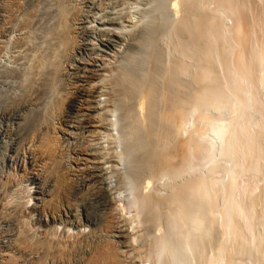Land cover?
I'll return each mask as SVG.
<instances>
[{
	"label": "rangeland",
	"instance_id": "1",
	"mask_svg": "<svg viewBox=\"0 0 264 264\" xmlns=\"http://www.w3.org/2000/svg\"><path fill=\"white\" fill-rule=\"evenodd\" d=\"M149 1L151 2V0H24V2L22 0H0V23L4 25L0 24V249L4 254V257L0 258V264H37L39 251L27 255L14 245V239L23 235L34 243L49 242L51 246H66L65 248L71 253L70 264H85L88 259L95 257V254L102 250H100L101 246L102 248L106 247V242L109 243L107 246L112 243L119 246L122 261L118 264H171V257H176L179 264H204L206 257L216 253L222 236L221 228L217 227L219 225L217 220L215 224L212 223L215 226L206 220L205 223L210 224H208V233L202 234L200 229L198 231L201 234L197 231L194 233V235L196 234L194 237L189 226L190 214L193 212L190 209L192 206L189 207L188 203L185 204L190 210L186 209L188 207L184 209V212L187 210L185 212L187 216H184L183 212L179 224H177L179 226L172 225L173 218H171L175 211L172 206L176 205L177 208V202L174 201L173 204L171 199L172 192L180 186L184 188V185L187 186L186 183L189 184L191 180L197 179L194 178L197 177L196 171L183 173L179 177L174 174L178 164L184 163L180 159L185 156L184 151L181 152V150H184L187 145L185 142L187 136L182 134L183 132L179 133L181 130L176 129L177 122L171 112L176 108V103H184L185 99L181 101L180 98L186 95L190 96L202 87V85L196 84L197 80L193 75H196L198 66L203 65L202 58L198 59L200 62L195 61L197 57H200V50L196 46L203 44L198 48L204 47L205 38L202 40L199 38L195 44L193 35L187 31V26L200 17H203L200 18L201 20L213 18L211 21L214 24L213 27L215 26V41L212 51L214 54L216 52V56L218 55L215 58L213 54L216 63L219 58L218 61L222 65L213 63L212 70L213 73H216L214 74V83H218L214 86L217 88L220 85L221 87V82L225 81V73L229 71L226 70L227 63L229 65L232 63L228 68L233 72L235 70H231V68L233 65V69H236V65L234 66L236 56H240L246 61L252 50L264 47V40H261L264 39V29H262L264 28V22H262L264 21L262 18L264 0H218L219 2L208 0V3H206L207 0H162V2L159 0L158 7L162 20L164 21L165 17L170 23L157 44L159 47H156L159 49V58L155 59L158 69L154 72L147 69L149 74L145 71L147 78L152 77L150 82L154 89L151 91V98L153 97L152 101H154L147 102L142 112L139 111L137 100L143 90L132 98L128 93L125 94L126 91L117 89L114 85V78L117 79L116 70L123 55L129 51L136 53L135 43L138 39L141 41L143 28L150 34L149 40L143 39V44H147L145 55L152 52L155 34L151 32L152 25L146 26V23L148 21L147 10L155 1L152 0L151 3ZM229 1L234 9L231 12L234 14L227 9L225 3H222ZM171 3H175L174 9ZM234 3L240 4L236 6ZM33 5L39 7H37V17H33L32 24L30 23L31 25L26 29L17 30L16 27L20 23L28 20V14ZM7 11H12L11 14L14 13V16L13 14L7 15ZM211 11L212 13H210ZM72 13L77 16H75V22L69 18ZM234 16L239 17L241 24L246 22L245 26H250V29L245 28L242 24L241 28H245L241 29V33H243L235 31L233 25H236L234 21H237L238 18L235 19ZM36 18L37 20L40 18V20L35 24ZM219 18L222 21L218 20ZM203 20L202 22H204ZM218 23L220 24L218 25ZM59 27L62 28L59 29ZM73 27L76 29L74 30ZM66 29L67 33H65ZM25 30L35 34L27 33L29 35L26 39L22 35ZM235 35L239 40L234 39ZM22 37L27 40L25 46L22 45ZM39 38H43L45 41ZM192 38L193 40H191ZM37 41L42 42L39 43L42 51L35 50L34 44L38 43ZM233 41L234 43L238 41L241 44L236 42L237 46H233ZM223 43L224 45H221ZM219 44L222 46L221 48ZM70 46L74 48L70 50ZM32 48H34L35 54ZM197 50L199 56L196 55ZM236 50L240 52L237 51L236 54ZM221 51L225 53L221 54ZM36 53L41 54L44 60L47 58L46 66L40 75L35 77L34 82H30L33 69L29 67L30 70L26 63L30 64L31 57L33 60ZM77 59H87L92 64L94 72L89 74H87L88 72H78L76 75V72H73L74 69L67 70L69 64L73 63L71 66L78 64ZM55 60H57V64ZM176 63H179V66L176 67ZM220 66L224 68L222 69ZM143 67L145 69V66ZM70 71L72 72L70 73ZM24 77H26V82L18 84ZM128 80L129 78H127V84H129ZM194 80L195 82H193ZM26 84L34 86V88L31 89ZM195 86L197 87L195 88ZM157 95L159 98L162 97L159 99ZM37 96L40 97V100L36 101ZM27 98L29 100L32 98L39 109L37 118H34V127L28 124L30 116L27 113L31 110L30 103L33 100L29 103ZM61 98L64 99L63 102L60 101ZM171 98L172 100H170ZM58 99L60 100L57 101ZM261 99L264 100L262 96H260ZM259 101L257 102L261 103ZM261 105L263 104L261 103ZM261 105H258L259 109H262ZM167 111L168 113H166ZM167 115L170 116L167 117ZM163 116L164 118H162ZM141 117L144 118L141 119ZM90 120L96 125L94 136L81 133L84 125ZM169 122L174 126L172 127ZM173 129L174 132L176 130L178 132L173 133ZM53 135H58L56 136V146L54 144L53 148L49 149V153L45 154V158L43 157L44 160L40 159L36 168L30 172L31 164L40 158L38 157L41 155L40 152L47 145L46 142L54 137ZM183 138L184 140H182ZM179 139H181V143ZM150 141L154 142L151 147L149 146ZM178 143L185 145L179 146ZM188 146L186 148H189ZM78 150L83 151L85 153L83 156L89 160L85 164L80 162L78 164L80 169L75 170L77 165L73 162V158ZM163 158L164 160H162ZM160 161L163 166L159 164ZM65 170L68 171L65 172ZM59 181L66 189L70 186L69 190L74 192L70 209L67 207L62 188L58 186ZM261 184V181L240 180L239 183H236V188L240 193L238 196H242L246 192L253 195L258 192L256 194L258 195ZM185 191L188 192L185 193ZM185 191L182 192L186 195L181 192L182 195H188V198L181 195V200L183 199L184 203L188 201L190 192L187 189ZM132 199H142L143 208L141 211L132 207ZM219 201L218 205L221 203V200ZM110 205L114 216L113 227L115 228L106 229L104 223H106L105 219ZM171 208H174L173 213ZM52 210L56 212H53L56 214V220H51L48 216V212ZM91 211L93 212L91 213ZM176 235H180L178 236L180 239L186 238V251L177 247L178 237ZM161 240L167 244L168 252L164 259L159 260L156 248L162 242ZM190 243L192 246L189 245ZM43 261V264H62L59 260L53 261L52 256H48Z\"/></svg>",
	"mask_w": 264,
	"mask_h": 264
},
{
	"label": "bare ground",
	"instance_id": "2",
	"mask_svg": "<svg viewBox=\"0 0 264 264\" xmlns=\"http://www.w3.org/2000/svg\"><path fill=\"white\" fill-rule=\"evenodd\" d=\"M22 1L24 2V0H22ZM153 1H155V3ZM153 1L151 0V2H153V4L147 10L148 21L146 23V26L147 25L148 26L152 25L151 26V28H152L151 32L153 34H155V37L153 38V47H152V50H151L152 52L150 54H148L147 56L145 55L147 44H143V39L144 40H149L150 34L147 33V31H145V29L143 28V34L141 35V41H140V39H138L137 43H135V45H136L135 46L136 53L137 52L138 53L136 54L135 51H131V52L129 51V53L123 55L122 59L119 62V65L117 66L118 68L116 70L117 71V75L120 76V77L117 76V79L113 77L114 80H115L114 85L117 87V89H119L121 91H126L125 94L128 93V95L131 96L132 98L134 97V95H136L139 92L141 93V91L143 90V92L138 97L139 99L137 100L138 101L139 111L143 110L144 105L146 106L147 102L148 103L149 102L152 103L154 101V100L152 101L153 97L151 98V96H152V92L151 91H152V89H154V86L150 82V79L152 77L151 78H149V77L147 78V76H146L147 73L145 71H147V69H151L154 72V70L156 71L158 69V65H157L155 59L157 57L159 58V52H158L159 49L156 48V47H159V46H157V44L159 43L161 37L163 36L164 30L168 27V25L170 23L169 20H167L165 17H164V21L162 20V17H161V15L159 13V7H158V4H159L158 1L159 0H153ZM225 1H228V0H225ZM230 1L229 2H222V3L223 4L225 3L227 9L230 10V12L231 11L233 12L234 9L232 7V4H230ZM161 2H162V0H161ZM206 3H208V0H207ZM48 4H49V2H48ZM234 4L237 6L238 3L237 4L234 3ZM40 5H41V2H40ZM195 5H197V4H195ZM202 5H203V3H202ZM16 6H17V4H16ZM171 6L173 7V9L176 7L175 3H171ZM37 7L38 6H36V5H33V8L31 7L32 8L31 12L29 11L30 13L29 14L27 13L29 15L28 16L29 17L28 20L25 21V22L20 23L16 27L17 30L20 31V30H23L24 28L26 29V27H28L29 25L32 24L31 21H32L33 17H37L36 14H38L37 13L38 12ZM46 7H48V6H46ZM222 7L224 8V6H222ZM21 8H22V6H21ZM223 8H222V10H223ZM243 8H244V6H243ZM17 9H19V8L17 7ZM63 10H65V9H63ZM7 12H8L7 15H12L13 14V16H14V13L11 14L12 11L11 12L7 11ZM7 12H5V13H7ZM40 12H41V9H40ZM20 13H21V11H20ZM197 13H198V11H197ZM210 13H212V11ZM200 14H201V12H200ZM225 14H226V12H225ZM232 14H234V13H232ZM24 15H25V13H24ZM75 16L76 15H74L72 13V15L70 14L69 18L72 19V21H74L76 19ZM202 16H203V14H202ZM242 16H243V14H242ZM8 17H11V16H8ZM199 17H200V15H199ZM209 17H211V16H209ZM236 17H235V19H236ZM200 18H203V17H200ZM200 18L197 19V20H193V22L191 21L192 24L187 26L188 30L187 29L186 30L189 31L191 33V35H193L192 36L194 38L193 42L195 44H197L196 40H198L199 38H201L200 40H202V38L203 39L205 38V46L204 47L202 46L201 49L198 48L199 45H203V44H198L196 46V48L198 50H200L199 51L200 53L198 52V50L196 51V53H197L196 55H198V53H199L200 57H197V60H195V61L197 62L198 59L200 60V58H202L203 60L201 59V61H203L202 62L203 65H201V67L198 66V68H197L198 70H196V75L195 74L193 75V76H195L194 79L197 80L196 84H198V85L200 84V86L202 85V87H201V89H199L200 87L197 88V89H199V91L196 90L197 91L196 93H194L195 92L194 91L193 94H190V96L186 95L187 96L186 97L184 95L185 97L180 98L181 101H183L185 99L183 101L184 103L183 104L182 103L180 104V102L176 103V105H177L176 108L175 109L172 108L173 112L170 111L171 113H173L172 116L175 119V122H177V125H176L177 128L176 129H179V131L181 130L179 133L183 132L182 134H186L187 139H185V142L187 143V145H189L188 146L189 148H186L187 145L185 146L186 150L185 149L181 150V152L184 151V155H185V156H182V157H184L183 159H180L178 156H176V157H178L181 160V162L183 160L184 163H180L179 162L182 165L178 164V167H180V168H178V167L175 168V173L174 174H175L176 177H179L183 173H192V172L196 171L197 172V177H194V178H197V179H193V181L191 180L189 182V184L186 183L187 186L184 185L185 187H187L186 189L190 191L189 192V199H187L188 201L185 202V203L182 201L183 199L181 200V195H182L181 192L182 191L184 192L186 190L185 187L183 188V186H182V188H181V186L179 185L180 186L179 188H177L176 190L173 189V190H175L174 192H172L173 190L171 191L172 192V196H171L172 198L171 199H172L173 204H174V201L177 202V208L175 207L176 205L174 206L171 203L173 205L172 207L175 208V211H174V208H171V209H173L172 213L174 211L173 217L170 216L171 218H173V224L172 223L171 224L172 225L179 224V221H180L181 215H183L184 209L186 207H188V206L189 207L192 206V208H190V209H192L193 212L190 214L191 216L189 215L191 217L190 221H189V223H190L189 226H190L191 232H193V233L190 232L191 234L194 235V233H196L200 229H201V233L203 232L202 234H207L208 231H209V225L210 224L211 225L215 224L216 220H217V222H219L218 223L219 225L216 224V225H218L217 227L221 228V231H220V229L218 230L216 228L218 231L221 232V235H222L221 236V240H220L221 243L219 244L216 241V243L219 244V245H217L215 243V245H217V251H215L216 253L212 254V255L210 254L211 255V256L209 255L210 257H206L204 264H264V184H262L260 186V190H259V194L258 195H256L258 192L255 195H253L251 193H244L245 195H242V198L244 196L245 200L247 198V202L246 203L238 199L237 192L235 191L236 190V183L240 182V178H239V175H240L239 168L240 167H246L247 168V167L251 166L255 170L258 169L257 170L258 173L261 176H264V108H263V105H264L263 101L264 100L263 101H262V99L260 100V96H262L264 98V47L263 48H258L257 47V49L252 50L248 60H246L245 59L246 56L243 55V56H245L244 59L246 61H244L243 58H241L240 56H236L237 57L236 58V63L234 64V66L236 65L235 66L236 69H233V65H232V68H231V70H235L233 72L230 71V69H229L231 67L230 65L232 63L230 65L228 63H227V65L224 64L225 66L229 67V68L227 67V69H226V70H229V71H227L228 73L226 72L227 74L225 73V75H226V76H224L225 81L224 82L220 81L222 83L221 87L219 85V87L216 88L214 85H217L218 83H214L215 82L214 74H216V73H213L212 65H213V63L217 64V65L220 63V65H222V63L218 61L219 58H217V63H216V60L214 59V55H215V58L218 57V55L216 56V52L214 54L213 51H212L214 49L213 44H214V41H215V34H214V32H215L214 27L215 26L213 27L214 24H212V21H211V20H213V18L211 20H209V18L207 20H205V19L203 20L202 19L204 22H202V20ZM221 18H222V16H221ZM237 18H238V19H236L237 21H234L236 23V25L234 24L236 27L233 25V27H234L233 29H235V31H237L238 33H241V31H242L241 29L242 28L245 27V28L248 29L250 27V26H248V27L245 26L246 22H244V24H243V22L241 21L242 24L244 25V27L241 28L242 24L239 21V17H237ZM262 18H264V15H263ZM262 18H259V19H262ZM38 19L40 20V18H38ZM41 19H43V18H41ZM39 20H37V18H36L35 24L38 23ZM215 20H217V19H215ZM218 20H221V19L219 18ZM262 22H264V21H262ZM62 23H63V21H62ZM260 23H261V21H260ZM72 24H73V22H72ZM219 24L220 23H218V25ZM2 25L3 24H1V26ZM61 26H62V24H61ZM74 26H76V25H74ZM143 26H145V25H143ZM258 26H259V24H258ZM260 27H261V25H260ZM13 28H14V26H13ZM61 28L59 27V29H61ZM73 28H74V30L76 29L75 27H73ZM262 29H264V28H262ZM70 31H71V29H70ZM2 32H4V31H2ZM8 32H9V30H8ZM30 32L25 30L23 32V34L22 33L21 34L27 39L28 38L27 36L29 35V34L27 35V33H30ZM41 32H42V30H41ZM67 32L68 31L66 29L65 33H67ZM39 33H40V31H39ZM246 33L249 34V32H246ZM256 33H257V31H256ZM216 34H217V32H216ZM235 34H236V32H235ZM250 34H252V33H250ZM48 35H50V34H48ZM238 36H239V34H238ZM24 37H22L23 38V43H22L23 46L26 45V41H27ZM51 37H52V35H51ZM234 37H235L234 39L239 40V38L238 39L236 38V35ZM260 37H261V35H260ZM193 38L191 40H193ZM39 39H41V38H39ZM220 39L221 38H219V40ZM261 40H264V39H261ZM219 42H221V41H219ZM236 42L240 43L238 41H236ZM39 43L41 44L42 42L39 41L38 43L35 42V44H34V48H35L36 51H38V50L42 51L43 50V49L40 50L41 46L39 45ZM199 43H200V41H199ZM228 43H229V41H228ZM235 43L233 41V44H234L233 46L236 45ZM258 43H260V42L258 41ZM50 44H51V42H50ZM245 44H246V42H245ZM245 44H243V45H245ZM6 45H7V43H6ZM43 45H44V43H43ZM221 45H224V43L221 44ZM221 45L219 44L220 48L222 47ZM27 46H28V44H27ZM32 46H33V44H32ZM30 47H31V45H30ZM34 48H32L33 52H34ZM71 48L73 49L74 47L70 46V50H72ZM246 48L248 49V47H246ZM227 50H226V52H227ZM243 50H244V48H243ZM216 51H218V50H216ZM223 51H224V48H223ZM223 51H221V54L225 53ZM237 51H239V50H236L235 53ZM245 51H247V50H245ZM194 52H195V50H194ZM194 52H193V54L195 55ZM247 52H249V51H247ZM247 52H246V54H247ZM1 53H2V51H1ZM34 54H35V52H34ZM138 54H139V56H138ZM41 56H42L41 54L36 53V55L34 56L33 60H32L33 57L29 56V57H31L30 64L28 62L26 63V64L29 65L28 68L32 67V69H33V70H31L29 68L33 72V74L30 72L32 74V76H31L32 79H31L30 82H32L37 75H40V73L42 72L44 66H46L45 60L47 58L44 60V59H42L43 57H41ZM15 57H16V55H15ZM31 60H32V62H31ZM57 60H55V62ZM77 60H78L77 61L78 62L77 65L71 66L73 63L71 65L69 64L66 69L67 70L74 69L73 72L74 73L76 72L75 73L76 75L78 74V72H88L87 74L94 72L92 64L87 59H82V60L81 59L80 60L77 59ZM228 60H229V58H228ZM198 62H200V61H198ZM58 63L60 64V62H58ZM233 63H234V61H233ZM56 64H57V62H56ZM16 65H18V64H16ZM177 65L179 66V63L178 64L176 63V67H177ZM194 65H196V64H194ZM143 66H145V69H143L144 68ZM25 67H27V66L25 65ZM25 67L23 66V69ZM61 68H63V67H61ZM214 68H215V65H214ZM220 68H222V67L220 66ZM181 69H182V67H181ZM24 70L27 72L26 69H24ZM61 72H62V70H61ZM71 72L72 71H70V73ZM147 72L149 74V71H147ZM74 73H72V74H74ZM114 75H116V74H114ZM25 78L26 77H24V79H20V82L18 84H23L24 81L26 82ZM127 78H129L128 83L130 84V86H129V84H127ZM192 79H193V77H192ZM30 82H28V84H30ZM193 82H195V80ZM28 84H26V85L28 87H30L31 89L34 88V86H35V83H34V86H30V85H32V83L30 85H28ZM152 86H153V88H152ZM197 86H195V88ZM37 90H39V89H37ZM190 93H192V92H190ZM30 94H32V93H30ZM38 96H39V94H38ZM38 96L35 98L36 101L40 100V97H38ZM159 96H160V94H159ZM157 97H158V95H157ZM132 98H130V99H132ZM27 99H28V102L33 100L32 98H30V100H29V98H27ZM128 99H129V97H128ZM178 99H179V97H178ZM59 100L60 99H58L57 101H59ZM63 100L61 98L60 101L63 102ZM170 100H172V98ZM259 100L261 101V103L263 105H261V103L257 102ZM176 101H177V99H176ZM30 104H31V110L30 111L28 110L29 112H27V113H29V116H30L29 118L30 119L29 118L28 119L30 121L29 122L27 121V122H28V124H30V126L34 127L35 126L34 125L35 124L34 123V121H35L34 118H37L38 113H39L38 112L39 109H38V106L34 103V100H33V102L31 101ZM178 104H180V105H178ZM257 104L261 105L263 110L261 108H260V110L263 111L262 113H260V112H258L256 110L255 105H257ZM16 105H17V103H16ZM170 105H171V103H170ZM53 106L55 107V105H53ZM58 106H59V104H58ZM58 106H57V109H58ZM57 109H56V111H57ZM166 113H168V111ZM169 116L167 115V117H169ZM142 118H144V117H141V119ZM162 118H164V116ZM147 120H146V122H147ZM167 120H168V118H167ZM92 122L93 121L90 120L86 125H84V127L81 130L82 134H85V133L87 135H93L94 134V132L96 131V125L93 124ZM169 123H171V122H169ZM148 124H149V122H148ZM173 126L174 125L172 124V127ZM150 130H152V129H150ZM175 132H174V129H173V133H175ZM214 132H215L216 135H218V138L213 135ZM55 133H56V131H55ZM169 134H171V133H169ZM179 135H181V134H179ZM56 136H58V135H56ZM56 136L51 137V138L49 137L50 138L48 140L49 142H46L47 145L40 152L41 155L40 156L37 155L40 158L38 160H36L35 163H33V164H31L32 162L30 163L31 164V169H29L30 172H32L33 169L36 168L35 166H37V164L40 162V159L41 160L43 159V157L45 156V154H47L49 149L53 148L52 146L55 144L56 139H57ZM176 136H177V133H176ZM178 138H182V137H178ZM179 140H180V143H181L182 142L181 139H179ZM182 140H184V138ZM32 141H33V138H32ZM153 145H154V142L150 141L149 142V146L151 147ZM178 145H179V143H178ZM180 145L184 146L185 144L182 143ZM54 146H56V144ZM178 149H181V148H178ZM178 152H180V151H178ZM83 154H85V153L83 151H81V150H78V151L75 152V156L73 158V162H75L76 165H77L75 170L80 169V167L78 165L80 162H83V164H85L89 160V158L84 157ZM178 158H177V160H178ZM162 160H164V158ZM159 164L161 166H163L161 161L159 162ZM28 168H30V167L28 166ZM66 171H68V170H65V172ZM159 178H162V177H159ZM260 179L261 178H258L257 180H260ZM62 185H63L62 182L59 181L58 182V186L60 188H62L63 196H64L65 200L67 201V207H68V209H70L72 207L71 199L74 196V192L69 190L70 186H69V188L67 187V189H66L64 187V185H63V187H62ZM238 187H239V185L237 186V188ZM173 188H176V187H173ZM72 189H74V188H72ZM238 191H239V189H238ZM186 192H188V191H185V193ZM185 193H183V194H185ZM238 194L240 195V193H238ZM185 195H182V196H185ZM187 196H185V197H187ZM182 198H184V197H182ZM171 199H169V200L171 201ZM141 200L142 199H132L131 200L132 207L137 209V211H141V209L143 208ZM184 200L186 201V199H184ZM219 200H221L220 205H218V201ZM166 201H168V200L166 199ZM192 201H194V202H192ZM187 203H188V206H186ZM192 203H193V205H190ZM189 207L186 208V209H189ZM109 208H110V210H108V214H107V217L105 219L106 223H104L106 229L113 227L114 216L112 214L111 205H110ZM186 211L187 210H185V212ZM53 212H55V211L54 210L49 211L48 212V216L51 218V220H56V214H55L56 212L55 213H53ZM92 212L93 211H91V213ZM185 212H184V214H185ZM184 216H187V214H185ZM227 216H228V219H229V227H230V229L228 228L227 223H226ZM84 217H87V216H84ZM171 218H169V219H171ZM206 220H208L210 224L209 223L206 224L205 223ZM91 221H92V219H91ZM249 222L251 223V226H250ZM103 225H102V227H103ZM177 226H179V225H177ZM213 226H215V225H213ZM113 228H115V227H113ZM116 228H117V225H116ZM108 230H111V229H108ZM198 232L200 233V231H198ZM195 235H194V237H195ZM219 235H218V239L220 238ZM231 235L233 236V239L231 238ZM178 236H180V235H176V237H178ZM14 240H15V242H14L15 247L18 250L24 251L27 255H30V254H32L34 252H38L39 251V254H38L39 257L37 259V264H43V262H44L43 260H45L48 256H52L53 261L57 262V260H59L62 264H70L71 263L70 262L71 253L69 252V250L67 248H65L66 246L65 247H59V246L56 247L54 245L51 246V244L49 242H47V243H45V242L44 243H34V242L29 241L25 235L19 236L18 238H15ZM185 241H186V238L185 239H182V238L180 239V237H178V242L176 244L178 245L177 247L179 249H183V250L186 251V243H185ZM164 242L163 241L160 242L159 245H158V248H156V250H157V258L159 260H162V258L164 259V257L167 255V252H168V249H167L168 246H167V244H164ZM107 243L108 242L105 243L106 247L102 248V246H101L100 250L101 249L102 250L99 251L98 254H95L96 255V256L94 255L95 257H93L91 259H88V261H86L85 264H118L120 261H122V259H121L122 254H121V252H120V250L118 248L119 246H116L117 244L114 245L115 243L114 244L112 243V244L107 246ZM189 245L192 246L191 243ZM193 247H195V246H193ZM214 249H216V247H214ZM3 257H4L3 250L0 249V258H3ZM170 260H171V264H179L178 263L179 261H177L178 259L176 257H171ZM121 264H124V263H121ZM127 264H132V263H127Z\"/></svg>",
	"mask_w": 264,
	"mask_h": 264
},
{
	"label": "water",
	"instance_id": "3",
	"mask_svg": "<svg viewBox=\"0 0 264 264\" xmlns=\"http://www.w3.org/2000/svg\"><path fill=\"white\" fill-rule=\"evenodd\" d=\"M255 108H256V110L258 111V112H260V113H262L263 111L262 110H260L259 109V107L257 106V105H255ZM215 137H217L218 138V135H216L215 134V132H214V134H213ZM258 169H253L251 166L250 167H240L239 168V173H240V175H239V178H240V180H246V181H248V182H259V181H261L262 182V184H264L263 182H264V176H261L259 173H258V171H257ZM258 178H261L260 180H257ZM261 184V185H262ZM236 192H237V195H239L238 194V189L236 188V190H235ZM246 193H249V192H246ZM245 195V194H244ZM238 199L239 200H241V201H243V202H247V198H246V200H245V198H244V196H243V198H242V196H238ZM226 223H227V226H228V228L230 229V227H229V219H228V216H227V219H226ZM249 224H250V226H251V223L249 222ZM231 238L233 239V236L231 235Z\"/></svg>",
	"mask_w": 264,
	"mask_h": 264
}]
</instances>
